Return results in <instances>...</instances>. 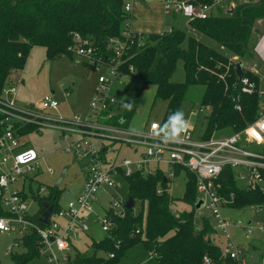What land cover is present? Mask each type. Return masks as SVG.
<instances>
[{"label":"built area","instance_id":"1","mask_svg":"<svg viewBox=\"0 0 264 264\" xmlns=\"http://www.w3.org/2000/svg\"><path fill=\"white\" fill-rule=\"evenodd\" d=\"M227 1L164 0L163 8L165 15H179L191 22L209 19ZM124 10L129 16L132 5L125 3ZM122 34L127 41L112 39L113 53L103 56L99 55L92 40L72 33L70 51L89 62L100 73L98 91L86 114L69 120L43 116L40 117L41 121L37 116L41 112L35 107L32 109L18 103L15 85L3 88L0 96V125L3 128L0 132V235H15L13 243L6 249L7 253L13 255L16 249H25L24 240L36 234L39 237V257L51 262H67L71 258L67 252L74 248L73 240L90 231L100 192L116 190L123 182L129 187V179L136 175L143 178L161 175L168 185L167 192L172 195V182L182 173L186 175L188 172L196 178L197 202L203 201V207L196 210V218L204 215L200 211L208 212L214 219L216 231L226 237L223 257L235 260L238 264H246L243 253L232 243L228 234L231 223L221 213L224 207L232 208L235 194L225 196L221 182L223 176L229 173L242 189L264 194V106L259 105L256 120L239 132L218 136L215 131L207 137L206 130L196 133L190 122L179 142L159 145L154 133L162 126V122L152 121L139 131L128 128L126 120L121 123L124 118H121L119 99L113 90L116 84L134 73L132 66L128 67L129 73L123 70L128 43L139 47L147 43L145 34L131 30L128 20ZM253 52L264 65V31L258 34ZM246 68L239 86L243 93L253 95L258 90L257 84L245 73H256ZM104 69L108 70V74L103 73ZM59 106L60 103L52 95L42 99L43 110L58 111ZM236 109L241 112L240 105ZM211 113L210 105H202L198 110H193L191 116H202L206 121ZM31 123L40 125L42 129L50 126L59 131L62 139L69 141L65 153L85 162L86 178L81 193L66 203L60 201V209L53 212L49 225L39 222L42 214L35 216L30 213L29 200L39 201L49 191V187L41 183L37 192L31 188L41 173L39 155L34 149L22 146L19 140L21 136L16 130L18 126ZM123 148L129 150L131 156L122 155ZM48 172L54 173L53 170ZM157 192L161 195L165 191L159 186ZM126 201L112 194L109 207L114 215L120 218L126 216ZM98 222L109 237L114 223L112 216L107 214L99 217ZM233 225L242 226V222ZM139 233L137 230L131 236ZM250 234L248 230L247 237ZM119 245L120 242L117 243ZM107 257L113 258L114 254H107ZM205 260L209 262L207 258Z\"/></svg>","mask_w":264,"mask_h":264},{"label":"trees","instance_id":"2","mask_svg":"<svg viewBox=\"0 0 264 264\" xmlns=\"http://www.w3.org/2000/svg\"><path fill=\"white\" fill-rule=\"evenodd\" d=\"M124 5V0H0V96L8 76L24 70L34 47L45 48L49 60L64 55L72 57V33H79L94 42L99 55H111L112 39L127 41L122 34L129 18ZM218 11L209 19L188 22L205 39L173 28L168 33L154 34V45L146 43L139 47L128 43L123 70L129 73L128 67L132 66L134 73L130 76L140 80L143 88L154 86L156 100L167 102L162 125L172 112L182 110L190 89L195 87L204 88L201 104L212 107V113L206 118L207 137L217 130L239 132L259 115L262 79L245 73L258 89L253 95L245 94L239 86L235 67L248 54L249 40L256 31L255 22L264 19V0L255 5H240L232 12L220 11V8ZM227 51L239 59L231 61ZM179 62L183 63V82L173 80ZM237 105L241 106V112L236 109ZM133 110V105L127 108L130 114ZM121 118L127 122L123 113ZM1 119L0 115V122ZM30 129L40 131L42 128L31 123L18 130ZM186 175L188 182L182 201L194 206L192 212L173 213L174 198L167 192L163 176H133L129 179V197L135 202L148 203L146 228L143 229L141 215H133L134 210H126L124 218L111 211L108 215L114 223L110 236L100 242L93 241L92 253L76 252L64 264H119L129 250L140 243L148 252V259L142 264H235L237 261L223 257V248L216 240L217 231L210 220L203 218L201 226L198 225L196 178L188 172ZM221 183L225 196L235 194L232 208L263 206L264 194L242 189L231 174H225ZM159 186L165 191L161 195L157 192ZM61 195L60 188L49 187L47 194L39 199L40 214L45 211V204L54 205V212L59 210ZM137 230L140 233L131 236ZM38 241L36 234L27 237L25 253L11 255L14 264H27L39 257ZM111 253L113 258L103 257Z\"/></svg>","mask_w":264,"mask_h":264},{"label":"rangeland","instance_id":"3","mask_svg":"<svg viewBox=\"0 0 264 264\" xmlns=\"http://www.w3.org/2000/svg\"><path fill=\"white\" fill-rule=\"evenodd\" d=\"M163 1L124 0L125 3L129 2L132 5V11L128 19L131 30H137L135 32L138 33H151L145 34L144 36L149 45L156 44L154 33H168L172 28L175 30L181 29L197 39H205L182 16L165 15ZM258 2L259 0H228L220 7V11H233L240 5H255ZM253 28L264 31V19L256 21ZM257 41L258 35L254 31L249 40L248 54L245 55L243 61L246 64V69L254 70L256 73L254 75L262 79L260 85V104L264 106V65L253 52ZM208 43L211 44L210 41ZM70 53L72 57L64 55L55 60H49L45 48L40 46L34 47L28 56L24 70L22 72H12L5 82L6 86H16V98L20 105L30 106L32 109L35 107L41 112L37 113L35 110L41 121L42 118L40 117L43 116L50 119L69 120L78 115L86 114L89 111L92 98L98 91V78L100 73L94 70L86 60L76 56L72 51ZM227 55L231 57V61L239 59V56H235L230 51H227ZM103 73L108 74V70L104 69ZM184 78L183 63L179 62L173 80L175 82H183ZM113 92L119 99L118 110L126 117V126L131 130L139 131L144 125L152 121L162 122L167 109V102L159 99L156 100V88L154 86L143 88L140 80L130 76L121 83L116 84ZM203 92V87L191 88L182 106L185 118L195 127L196 133L202 132L206 128L204 117L191 116L193 110H198L202 106ZM46 95H52L60 103L58 111L42 109V99ZM125 104L133 105L134 110L132 114L127 112V108L124 106ZM19 128L20 126L16 130L18 135L21 136L19 140L22 146L24 148L34 149L40 159L41 173L35 178V182L31 184L32 190L37 192L40 187L39 183H41L43 186H57L60 188L63 203L76 198L81 193L85 182V162L80 160V158L65 153L64 149L69 141L62 139V134L50 126L40 131L30 129L25 132L24 130L19 131ZM216 132H218V136H223L230 135L232 131L231 129H224L217 130ZM121 154L131 156V152L125 148L122 149ZM50 170H53L54 173L50 174L48 172ZM187 182V176L182 173L171 184L173 188L171 196L174 198L172 211L175 214L190 213L194 210V206L191 203L182 201L186 192ZM112 194L126 201L129 197L128 184L123 182V185L116 190L100 192L98 194L97 203H95V215L92 217L90 223V231L81 234L77 239L73 240L74 248L67 252L69 257L73 258L76 252L92 253L93 241L100 242L107 237V233L103 231L98 219L111 212L109 204L112 199ZM29 206L31 215H40L42 206L39 201L30 199ZM133 210L134 216L137 214L141 215L144 223L143 229H145L149 212L148 203L137 201L136 207ZM200 213H204V215L198 219V225L201 226L203 218L210 220L211 224L214 225V219L211 218L212 216L208 212L200 211ZM221 213L223 218L231 223L228 234L230 235L232 243L243 253L246 264H263L264 204L262 208L252 205L240 208L224 207L221 209ZM238 221L242 222V226L233 225ZM248 230L251 231L249 237H247ZM218 235L217 233L215 234L217 242L221 248H224L226 237L221 233ZM14 239L15 235H0L1 264H14V257L6 251ZM15 253L16 255H22L25 253V249H16ZM103 257L107 258V255L104 254ZM147 259L148 252L143 244L140 243L129 250L127 256L119 264H142ZM27 264H64V261L51 262L45 257H34ZM235 264H238V262Z\"/></svg>","mask_w":264,"mask_h":264},{"label":"clouds","instance_id":"4","mask_svg":"<svg viewBox=\"0 0 264 264\" xmlns=\"http://www.w3.org/2000/svg\"><path fill=\"white\" fill-rule=\"evenodd\" d=\"M124 106L128 109L132 107L131 104H125ZM189 125L190 121L185 118L184 112L177 109L169 115L162 126H159L154 135L157 137L159 145L177 143L183 138V134L186 133Z\"/></svg>","mask_w":264,"mask_h":264},{"label":"water","instance_id":"5","mask_svg":"<svg viewBox=\"0 0 264 264\" xmlns=\"http://www.w3.org/2000/svg\"><path fill=\"white\" fill-rule=\"evenodd\" d=\"M230 12H232V11H230ZM256 33L258 35V34H260V31L256 30ZM245 66L246 65L243 61H238L237 65L235 67L236 75H237V78L239 80H241L242 77L244 76ZM124 122H125V119H122L121 123L123 124ZM135 207H136V202H135L134 198L129 197L126 201L125 208L127 210H133V209H135ZM202 207H203V201L200 200L199 202L196 203L195 209L200 210ZM44 208H45V211L42 213L41 217L38 220L40 223H42L44 225H49L51 215L54 212V205L45 204ZM260 208H262V206Z\"/></svg>","mask_w":264,"mask_h":264},{"label":"crops","instance_id":"6","mask_svg":"<svg viewBox=\"0 0 264 264\" xmlns=\"http://www.w3.org/2000/svg\"><path fill=\"white\" fill-rule=\"evenodd\" d=\"M134 31H137V30H134ZM260 31V30H259ZM261 32V31H260ZM143 33V32H142ZM143 34H151V33H143ZM154 34H161V33H154ZM26 105V104H25ZM87 113V112H86ZM76 196V195H75ZM62 201V200H61ZM63 203V202H62ZM251 224V223H250ZM219 233L217 232V236H219L218 235ZM217 240V239H216Z\"/></svg>","mask_w":264,"mask_h":264}]
</instances>
